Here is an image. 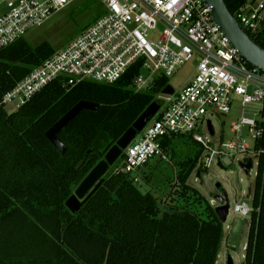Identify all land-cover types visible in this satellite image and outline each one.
Segmentation results:
<instances>
[{
    "label": "trees",
    "instance_id": "trees-1",
    "mask_svg": "<svg viewBox=\"0 0 264 264\" xmlns=\"http://www.w3.org/2000/svg\"><path fill=\"white\" fill-rule=\"evenodd\" d=\"M223 1L233 16L251 2ZM247 34L264 48V29ZM54 54L47 43L33 47L24 38L0 51V99ZM137 74L138 67L132 68L112 85L83 82L63 87L54 82L11 114L0 108V264L216 263L223 222L187 185L201 155L190 138L174 136L162 142L166 153L176 138L197 147L193 156L178 163L174 190L168 195V221L162 220L158 200L141 193L131 175L119 172L120 165L108 169L101 186L76 214L65 207L89 172L155 102V95L169 86L167 78L157 77L145 92H133ZM80 101L99 108L81 112L59 132L66 147L61 155L45 132ZM259 124L264 130V101ZM255 146L264 148V133ZM251 201L242 264H264V156Z\"/></svg>",
    "mask_w": 264,
    "mask_h": 264
},
{
    "label": "built area",
    "instance_id": "built-area-1",
    "mask_svg": "<svg viewBox=\"0 0 264 264\" xmlns=\"http://www.w3.org/2000/svg\"><path fill=\"white\" fill-rule=\"evenodd\" d=\"M75 0H0V51L43 25L51 15ZM105 14L88 26L64 50L55 53L6 92L0 108L14 105V112L47 85L59 82L74 87L83 82L112 85L138 67L130 89L145 92L157 77L169 78L182 66L194 62V76L172 95H155L159 109L123 152L119 172L131 177L152 159L167 161L165 138L184 136L201 149L195 168L206 172L213 165L225 169L238 156L257 160L264 148H256L264 130L260 126L264 101V72L251 67L214 22L205 0H101ZM239 26L252 35L263 28L264 0H251L236 14ZM160 28V35L155 32ZM240 103L241 117L230 126L233 138L214 143L204 140L209 131L207 116L227 114ZM259 104L253 115L244 116L249 105ZM213 128V127H212ZM247 130V135L244 131ZM214 131V129H213ZM252 141V146L247 143ZM250 161V160H248ZM246 159L241 164L248 162ZM251 163V161H250ZM240 164V165H241ZM252 168V163H251ZM137 183L138 179L133 178ZM252 202V201H251ZM230 210V205L228 213ZM252 204L236 203L232 212L250 218Z\"/></svg>",
    "mask_w": 264,
    "mask_h": 264
},
{
    "label": "rangeland",
    "instance_id": "rangeland-1",
    "mask_svg": "<svg viewBox=\"0 0 264 264\" xmlns=\"http://www.w3.org/2000/svg\"><path fill=\"white\" fill-rule=\"evenodd\" d=\"M4 11L5 8L0 3V15ZM104 14L105 7L101 0H75L65 8L53 13L43 25L30 29L24 36V40L33 47L45 42L55 53H58L75 41L88 26ZM159 35L160 28L155 32V38ZM194 69V62L182 66L168 78V85L175 92L180 91L193 79ZM14 108L13 104L3 107L7 114L13 113ZM259 108V104L247 106L244 109V116L258 119L259 117H255L253 114L257 113ZM241 111L240 103L235 100L229 113L217 114L213 117L207 116L215 136L211 139L203 132V139L216 143L220 137L225 140L233 138L230 133V126L241 117ZM244 135H247V130L244 131ZM247 143L251 148L252 141L247 139ZM196 151L197 147L192 142L183 138H176L172 148L167 153L165 152L167 161L152 159L132 177L138 179L136 184H138L141 193L149 192L158 200L162 214L167 213L171 206L168 195L173 189L174 179L179 171L178 163L193 156ZM244 159L250 160L252 163V168L248 174H245L240 168L241 161ZM122 163L123 158L119 157L113 166H119ZM256 173L257 160L247 154L236 157L234 164L228 168L220 169L213 165L206 172H203L199 179L196 177L197 172L195 170L189 176L187 185L203 196L214 209L219 206L215 197L222 196L218 192L217 186L222 188L229 201L230 210L222 224L223 240L215 264H226L228 258L232 260L233 264L243 263L250 218L240 217L234 214L232 209L236 203L251 204ZM171 184L172 186H170Z\"/></svg>",
    "mask_w": 264,
    "mask_h": 264
},
{
    "label": "water",
    "instance_id": "water-1",
    "mask_svg": "<svg viewBox=\"0 0 264 264\" xmlns=\"http://www.w3.org/2000/svg\"><path fill=\"white\" fill-rule=\"evenodd\" d=\"M205 2L211 8V15L214 22L229 39L231 45L251 67L264 72V48L258 45L255 39L250 38V36L239 26L236 16H233L229 12L223 0H205ZM263 29L264 27L260 28L258 30V34L261 33ZM162 94L172 95L173 89L170 86H167L162 91ZM98 108L99 105L95 103L87 101L78 102L45 132V138L61 155H63L66 151V147L58 138L59 132L81 112H96ZM158 109V105L156 103H152L137 118L132 126L124 132L116 144L108 150L104 159L100 161L79 184L73 195H71L65 202V207L71 214H76L85 201L101 186L105 173L115 164L118 158L121 157L124 150L134 140L136 135L143 130L147 122L155 116ZM209 131L212 136L214 131L210 124ZM240 168L245 174H248L251 169L250 161L246 164H241ZM198 176L199 172H197V177ZM217 190L222 194V196L215 197L219 203V206L215 208V214L220 221L225 222L228 216L229 201L220 186H217ZM174 215L180 216L181 214L174 213ZM169 218V213L162 214L163 221L166 222ZM226 264H233V262L230 258H228Z\"/></svg>",
    "mask_w": 264,
    "mask_h": 264
},
{
    "label": "crops",
    "instance_id": "crops-1",
    "mask_svg": "<svg viewBox=\"0 0 264 264\" xmlns=\"http://www.w3.org/2000/svg\"><path fill=\"white\" fill-rule=\"evenodd\" d=\"M250 1H251V0H250ZM3 13H4V12H3ZM3 13H2V14H3ZM2 14H1V15H2Z\"/></svg>",
    "mask_w": 264,
    "mask_h": 264
}]
</instances>
